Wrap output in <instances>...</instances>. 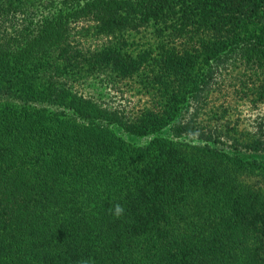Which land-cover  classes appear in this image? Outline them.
<instances>
[{
  "label": "trees",
  "instance_id": "1",
  "mask_svg": "<svg viewBox=\"0 0 264 264\" xmlns=\"http://www.w3.org/2000/svg\"><path fill=\"white\" fill-rule=\"evenodd\" d=\"M73 74L146 106L104 110ZM222 93L264 104V0H0V264H264V189L242 178L264 160L196 122Z\"/></svg>",
  "mask_w": 264,
  "mask_h": 264
},
{
  "label": "rangeland",
  "instance_id": "2",
  "mask_svg": "<svg viewBox=\"0 0 264 264\" xmlns=\"http://www.w3.org/2000/svg\"><path fill=\"white\" fill-rule=\"evenodd\" d=\"M36 18L43 19L44 17L38 14ZM73 38L75 42L78 41L85 45L88 40L92 42L93 36L83 38L75 34ZM136 40L138 41V38ZM101 43V39H96L94 45ZM68 85L74 94L87 100L91 99L104 110L125 111L131 117L140 114L147 102L138 91L130 90L129 86L122 84L115 85L111 78L104 75L73 74L69 78ZM195 109L193 104L185 105L178 121L189 122ZM198 112L199 118H196V122L213 132L211 135L223 142L226 151L239 152L238 154L242 155L245 160H264V104L255 106L235 96L222 93L217 94L208 104L200 106ZM107 125L117 136L133 147L146 146L156 138L173 139V132L170 128L149 136H138L125 131L120 125L112 123ZM191 140L193 141L185 137L182 141ZM240 149L242 151H238ZM252 172L254 173L245 174L242 178L264 189L263 176L258 171Z\"/></svg>",
  "mask_w": 264,
  "mask_h": 264
},
{
  "label": "clouds",
  "instance_id": "3",
  "mask_svg": "<svg viewBox=\"0 0 264 264\" xmlns=\"http://www.w3.org/2000/svg\"><path fill=\"white\" fill-rule=\"evenodd\" d=\"M110 211H111L112 214H113L114 216H116L117 218L123 216L124 213H125V209H124V207H123L122 205L118 204V203L115 204V205L113 206V209H111ZM81 264H89V261H88V260H84V261L81 262Z\"/></svg>",
  "mask_w": 264,
  "mask_h": 264
}]
</instances>
